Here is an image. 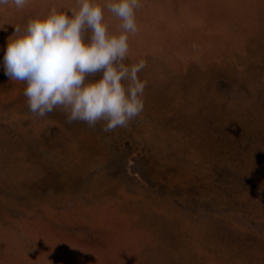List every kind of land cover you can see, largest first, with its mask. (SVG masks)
Masks as SVG:
<instances>
[{
  "label": "rangeland",
  "instance_id": "obj_1",
  "mask_svg": "<svg viewBox=\"0 0 264 264\" xmlns=\"http://www.w3.org/2000/svg\"><path fill=\"white\" fill-rule=\"evenodd\" d=\"M141 4L144 111L108 133L4 74L14 26L75 0L0 6V264H264V0Z\"/></svg>",
  "mask_w": 264,
  "mask_h": 264
},
{
  "label": "clouds",
  "instance_id": "obj_2",
  "mask_svg": "<svg viewBox=\"0 0 264 264\" xmlns=\"http://www.w3.org/2000/svg\"><path fill=\"white\" fill-rule=\"evenodd\" d=\"M28 0H0L23 9ZM66 10L52 7L6 38L4 74L23 82L29 111L45 118L60 109L67 123L101 124L108 133L127 128L144 111L147 81L139 78L145 60L126 65L129 35L139 33L141 0H75ZM105 9L119 23L110 31ZM2 27V26H0Z\"/></svg>",
  "mask_w": 264,
  "mask_h": 264
}]
</instances>
